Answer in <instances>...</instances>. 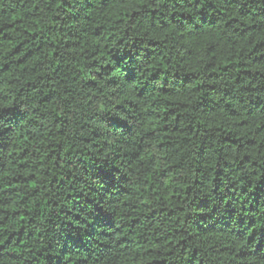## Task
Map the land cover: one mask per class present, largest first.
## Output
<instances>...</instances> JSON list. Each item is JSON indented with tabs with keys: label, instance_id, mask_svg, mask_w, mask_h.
<instances>
[{
	"label": "trees",
	"instance_id": "trees-1",
	"mask_svg": "<svg viewBox=\"0 0 264 264\" xmlns=\"http://www.w3.org/2000/svg\"><path fill=\"white\" fill-rule=\"evenodd\" d=\"M0 264H264V0H0Z\"/></svg>",
	"mask_w": 264,
	"mask_h": 264
}]
</instances>
